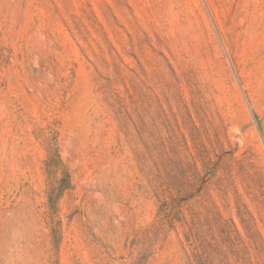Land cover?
Returning a JSON list of instances; mask_svg holds the SVG:
<instances>
[{"label": "rangeland", "instance_id": "374dc122", "mask_svg": "<svg viewBox=\"0 0 264 264\" xmlns=\"http://www.w3.org/2000/svg\"><path fill=\"white\" fill-rule=\"evenodd\" d=\"M0 264H264V0H0Z\"/></svg>", "mask_w": 264, "mask_h": 264}]
</instances>
